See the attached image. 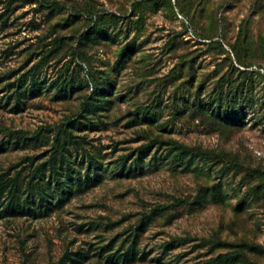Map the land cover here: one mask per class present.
Returning a JSON list of instances; mask_svg holds the SVG:
<instances>
[{
  "label": "rangeland",
  "instance_id": "obj_1",
  "mask_svg": "<svg viewBox=\"0 0 264 264\" xmlns=\"http://www.w3.org/2000/svg\"><path fill=\"white\" fill-rule=\"evenodd\" d=\"M9 1L0 0V175L27 182L69 121L95 127L69 129L81 143L64 154L80 172L70 194L52 193L46 216L0 219V264H111L98 252L124 250L133 235L144 259L130 264H264V0H56L54 16ZM95 11L124 17L90 38ZM244 39L245 102H227L220 120L209 99L219 78L244 70L231 51ZM33 80L41 93L18 99ZM60 80L68 100L49 91ZM89 102L104 110L87 115ZM145 106L153 120L136 115ZM10 132L27 144L14 146ZM179 147L193 150L184 161ZM89 157L100 166L87 175Z\"/></svg>",
  "mask_w": 264,
  "mask_h": 264
},
{
  "label": "trees",
  "instance_id": "obj_2",
  "mask_svg": "<svg viewBox=\"0 0 264 264\" xmlns=\"http://www.w3.org/2000/svg\"><path fill=\"white\" fill-rule=\"evenodd\" d=\"M14 2H23L24 4H36L40 7H45L48 11L50 16H54L59 11V4L56 0H10L9 3ZM135 11L138 8V5L135 4ZM97 12V11H95ZM91 13V12H90ZM93 13V12H92ZM121 17H124L121 15ZM114 12H107V11H98L95 16V24L91 27V31L89 34L90 38L99 37L102 35H106V32L102 31L103 25H114L119 18H121ZM54 41H60L59 38L54 39ZM247 40L245 39L240 42L239 48L236 49L235 46H231V51L236 58V63L244 68V70H236L237 74L235 79L230 77H223L219 78L216 81L215 87L213 88V95L210 96L209 103L213 106L218 108V117L220 120L223 119L224 112L227 111L224 108V105L228 104L230 106V110L238 109V106L245 102L244 100L240 99L239 94L243 92L245 87V75L248 72L247 68H249L250 64H246L243 62V59L240 58V53L242 49H245V45ZM241 45V46H240ZM56 45H53L55 47ZM56 48H51L47 52V56L52 55ZM124 49V48H123ZM233 74V73H232ZM33 85L25 89L21 92L16 91L15 94L17 95L18 99L22 98L25 99L27 96H34L36 97L38 94L41 93L42 88L39 86L34 80ZM50 85L51 89L49 91H53L56 95V99L58 100H68L71 97L73 91H68L69 86L66 80H60V83L56 84L55 86ZM96 93V92H95ZM95 94H93L94 96ZM96 102H102L98 99H91ZM240 100V101H239ZM250 104V101H247ZM15 106L14 111L19 113L22 111V108ZM223 109V111H222ZM104 110L103 104H95L93 102H89L83 105V111L87 115H93L99 111ZM198 110L203 112V108L201 105H198ZM136 115H140L145 119L153 120L156 116V112L154 110H150L148 106L145 107H137L136 108ZM226 115V114H225ZM81 118V117H80ZM217 118V119H218ZM83 120L88 119L87 116H82ZM239 118H236V120ZM233 118L228 114L224 116V121H232ZM95 127L91 123L88 124L82 123L79 120L69 121L66 125L67 129L61 131V133H57V135L53 138L52 142V152L53 154L48 158L46 162L36 166L33 170V174L29 177L28 181L25 183L19 182L18 175L16 173L13 178H6L5 175H0V219H4L6 217L15 218L17 216H26V215H35L36 212H42V216H46L48 211L53 209L52 200H54V194L57 191L60 194L59 198H63L65 193L70 194L71 187L73 185L78 184L77 181H74V176L77 175V178H80V172L74 170V168L69 164V161L65 158L64 154L69 153L70 148L72 146H81L76 137L72 135L69 129L83 131L85 129H93ZM8 136L13 138L14 142L13 145L17 148H23L24 145L27 144V137L25 135H20L18 133H8ZM150 147L144 146L143 148L139 149V151H148ZM5 148L3 145H0V152H4ZM193 150H190L186 147H179L177 148L176 156L178 161H184L191 155ZM129 156H123L121 159L123 162ZM59 160L60 165H56V160ZM140 158L135 160L137 162ZM100 165L93 157H89L87 160V167L85 173L88 175L90 170L96 171ZM88 178V176H85ZM22 186H25L23 189ZM49 190L51 194L49 193ZM59 199V200H60ZM38 200V202H36ZM45 202L47 206H43L42 203ZM160 211L159 208H155L151 210V212L147 215H143L138 224V229L142 226V221L144 217H149L153 214H156ZM150 218V217H149ZM136 229L135 231H139ZM137 235V234H136ZM137 236H132L129 245L123 250H117L111 252L112 249L107 248L103 249L98 252L99 257H105L108 263H114L122 261L123 264H130L135 262L137 259L141 260L144 259L137 256V245H136ZM84 258H88L86 254ZM58 264H64L59 262Z\"/></svg>",
  "mask_w": 264,
  "mask_h": 264
}]
</instances>
